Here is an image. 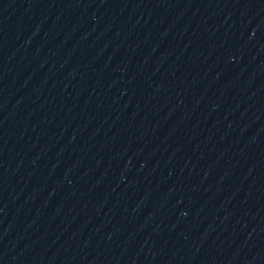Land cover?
I'll return each instance as SVG.
<instances>
[{
	"label": "water",
	"instance_id": "1",
	"mask_svg": "<svg viewBox=\"0 0 264 264\" xmlns=\"http://www.w3.org/2000/svg\"><path fill=\"white\" fill-rule=\"evenodd\" d=\"M0 264H264V0H0Z\"/></svg>",
	"mask_w": 264,
	"mask_h": 264
}]
</instances>
